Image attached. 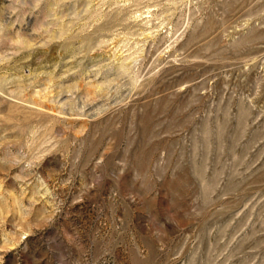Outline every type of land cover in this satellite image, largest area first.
I'll return each mask as SVG.
<instances>
[{
    "label": "rangeland",
    "instance_id": "374dc122",
    "mask_svg": "<svg viewBox=\"0 0 264 264\" xmlns=\"http://www.w3.org/2000/svg\"><path fill=\"white\" fill-rule=\"evenodd\" d=\"M0 264H264V0H0Z\"/></svg>",
    "mask_w": 264,
    "mask_h": 264
}]
</instances>
